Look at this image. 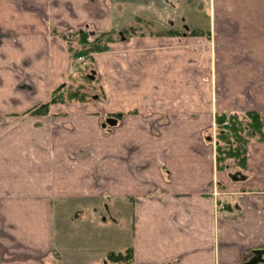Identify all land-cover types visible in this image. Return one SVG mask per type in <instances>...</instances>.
I'll use <instances>...</instances> for the list:
<instances>
[{"label":"crops","instance_id":"crops-1","mask_svg":"<svg viewBox=\"0 0 264 264\" xmlns=\"http://www.w3.org/2000/svg\"><path fill=\"white\" fill-rule=\"evenodd\" d=\"M0 4V71H16L4 81L12 95L0 90L9 98L23 77L30 102L63 84L66 25L112 35L92 57L103 105L53 106L54 125L15 117L24 103L0 105V264H46L73 238L64 221L80 238L107 242L100 256L131 247V264L264 255V140L249 141L246 167L217 169L215 141L202 135L217 114L264 115V0ZM108 117L117 123L104 126ZM236 171L244 177L232 179ZM60 196L84 199L82 209L63 210ZM68 252L75 264L79 253Z\"/></svg>","mask_w":264,"mask_h":264},{"label":"rangeland","instance_id":"rangeland-1","mask_svg":"<svg viewBox=\"0 0 264 264\" xmlns=\"http://www.w3.org/2000/svg\"><path fill=\"white\" fill-rule=\"evenodd\" d=\"M205 2H209V0H204ZM129 7V6H128ZM0 9H1V4H0ZM151 19V18H148ZM52 27L54 29H57L56 25H52ZM54 29H52V31H55ZM62 30V29H60ZM79 29H72L69 28L67 25L65 27V34H63V38L65 41V54L66 57L69 58V75L68 77H66L65 81L63 82V84H59L61 86V90L58 91V93H56V95L58 96V99H60V97H62L64 100L63 101H54V102H49V105L43 110L41 111V113H35L34 110H36L39 106V103H45L50 101L51 99V94L50 96L42 101L39 102H30L29 101V97L30 94H32V89H29V87L31 86V83L28 79L26 78H22L21 81L18 82V88L17 90L21 91H17L15 92V96H11L12 98H9L10 96H8L7 94H1L0 91V97L1 98H6L5 101H3V99H0V105H8V103H10L11 105L14 104H22L24 103L26 106V109L23 112L20 111H16V112H12V114L15 117H19L22 116L21 119L27 120L28 118H30L31 124L34 123L35 121L41 122L43 120V123H47L49 122L51 125L56 124L55 119L56 117H50L52 111V107L53 106H57V107H63V104H75V105H80V104H84L87 102L90 103H98L100 105H103L106 101V96L103 95V91L102 88L99 84V80L98 79H94V73L92 72L93 67H95V64L93 63L92 57L93 56H78L75 57L72 54H74L76 51H79L81 48L84 47V44L82 42H80V32L78 31ZM84 31L86 33V31L88 32V38L93 39L96 37V34L99 33V30H96L92 27H84ZM52 33V32H51ZM111 35V32L107 35L102 36V43L108 41ZM112 36V35H111ZM60 37V36H59ZM16 73V71H0V90L4 89L2 91L5 92V89H7L12 95V91L10 90L9 86L7 84L4 83V81L7 79V77L11 74V76H13ZM91 75H93V78L91 77ZM29 78V76H27ZM59 87V86H58ZM20 88V89H19ZM53 91V90H52ZM73 91H77L78 93H83V95H77L75 94ZM75 94V97H69L71 94ZM19 94V97H16V95ZM97 95V98H95V96ZM83 97V98H82ZM61 98V99H62ZM60 99V100H61ZM12 101V102H11ZM14 101V102H13ZM54 114H56V112H53ZM238 113V112H236ZM8 112H4L0 113V118L4 119V115H7ZM22 114V115H20ZM238 115L240 117H242L244 115V112L242 113H238ZM48 117V118H47ZM47 118V119H46ZM243 118V117H242ZM243 122L245 125H247V118H243ZM220 132V129L217 125V123L214 122L211 123L208 127V129L204 130L203 134L204 137L211 135L212 136V141L214 140H220L218 138V133ZM256 136V137H255ZM253 138H258L259 139V135H254L253 137H250L249 141H252ZM261 140V139H260ZM226 163H229L228 160H226ZM230 164L232 165L229 169H235L237 168L236 165L234 164V162H230ZM227 169V168H226ZM219 195V194H218ZM62 198L57 199V202H54L55 205L60 206L63 210H65L67 207L64 204H71L72 202L75 203L76 207H79V202L80 201H85L84 199H80L79 197H73V196H60ZM54 198V197H53ZM80 208V207H79ZM82 209V208H80ZM93 221L92 217H88L85 219L84 224L87 225L90 222ZM62 222H60L61 224ZM71 224L69 222L64 221L62 224L63 229H67V233H70L73 235V238L70 240H65L64 243L62 244H58L57 247L59 250L53 249V252L49 258V261H45L46 264H69L71 263V259L70 257L66 256V250L69 251L68 253H74V252H78L79 254L77 255L76 258H83L85 261H87V264L90 263H95V262H104L105 259L101 260V257H106V256H100V254H102V252H105L106 249H102L103 247L107 246L108 243L104 242L105 245L103 243H100V237L98 234H95V236L92 237V235L88 232V229L85 231L86 234L88 233L89 236L87 237H81L74 232V228L72 229ZM61 230H57L56 231V235H60L61 234ZM64 233V232H63ZM116 237H119L118 235L115 234ZM79 240V245L77 244ZM69 241V242H68ZM70 245V248L66 247V244ZM115 242L112 244L114 245ZM72 248V250H71ZM118 248V247H116ZM102 249V251H101ZM112 250H109L106 252V255ZM114 251H116V249H114ZM74 255V254H73ZM76 259L75 260V264H80L81 260ZM92 259V260H91ZM88 260H91L90 262H88ZM106 262H108V264H127L124 263L123 261H112L111 259H109L108 257H106Z\"/></svg>","mask_w":264,"mask_h":264},{"label":"trees","instance_id":"trees-1","mask_svg":"<svg viewBox=\"0 0 264 264\" xmlns=\"http://www.w3.org/2000/svg\"><path fill=\"white\" fill-rule=\"evenodd\" d=\"M84 27L78 30L80 32V42L84 44V47L72 54L73 56H93V53L102 52L109 48L107 41L102 43V36L109 34V30H99L96 37L89 40L88 32L86 31L85 33ZM60 90L61 86L55 88L52 91L50 101L39 103V107L34 110V112L41 113V111L49 105V102L63 101L64 99L62 97H60V99L62 98L60 100L56 95ZM73 92L77 95H83V93H78L77 91ZM74 93L69 97L74 98ZM242 117L247 118V125L244 124ZM242 117H240L238 113H223L216 115L215 120L220 129L218 133V138L220 140H217L216 146L217 169L228 167L226 160H228L229 163L231 161L234 162L236 167H246L247 145L250 137L257 134L259 135V139L264 140V115L258 111H247ZM132 252V248L128 247L125 250L110 251L107 257L112 261H123L124 263L131 264L133 257Z\"/></svg>","mask_w":264,"mask_h":264},{"label":"water","instance_id":"water-1","mask_svg":"<svg viewBox=\"0 0 264 264\" xmlns=\"http://www.w3.org/2000/svg\"><path fill=\"white\" fill-rule=\"evenodd\" d=\"M107 122L110 124H115L117 122V120L113 119V118H111V119L108 118ZM103 125L105 126V124H103ZM230 175H231L232 179H234V180H238L239 178L244 177V175L239 171L235 172V173H231Z\"/></svg>","mask_w":264,"mask_h":264},{"label":"flooded vegetation","instance_id":"flooded-vegetation-1","mask_svg":"<svg viewBox=\"0 0 264 264\" xmlns=\"http://www.w3.org/2000/svg\"><path fill=\"white\" fill-rule=\"evenodd\" d=\"M108 118L111 119V117H108ZM107 120L108 119H106V121L103 123V124H105V126H106V124H110V123L107 122ZM207 137L209 139H211V135H208ZM231 166L232 165L230 163H228V168H230ZM263 260H264V255L263 256H260V257H257V255H255V257L253 258V264L258 263V262H261L262 263V262H264Z\"/></svg>","mask_w":264,"mask_h":264}]
</instances>
